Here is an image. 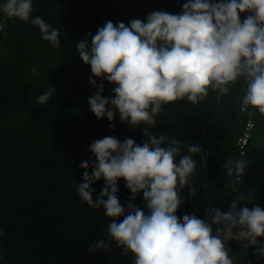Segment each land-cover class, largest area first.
Here are the masks:
<instances>
[{"label": "trees", "instance_id": "1", "mask_svg": "<svg viewBox=\"0 0 264 264\" xmlns=\"http://www.w3.org/2000/svg\"><path fill=\"white\" fill-rule=\"evenodd\" d=\"M185 2L33 0L32 17L40 16L60 29L59 47L43 40L30 22L7 21L0 32V264H133L134 258L123 255L108 239L110 218L104 210L83 203L76 189L85 171L79 165L95 162L89 151L94 140L115 136L139 144L147 137L140 127L121 123L118 113L113 129L106 117L98 120L90 111L87 101L96 88L89 83L90 66L81 61L75 45L88 33L95 35L107 21L127 25L132 19L145 20L153 11L179 14ZM103 84L102 95L111 96L114 85ZM50 86L54 95L38 105L37 97ZM244 87L241 79L227 95L210 89L207 98L195 105L186 98L162 105L157 126L149 130L203 149L193 157L195 195L189 197L187 186L181 190L178 217L195 214L206 219L208 207L229 209L237 196L231 187L236 177H228L225 168L230 157L247 162L237 190L250 199L238 206L264 209V114L243 106ZM242 138L246 143L240 149ZM185 153L182 147L181 155ZM87 170L90 174L91 166ZM92 187L95 200L103 179ZM118 188V198L126 206L131 193L123 179ZM133 203L144 209L142 193ZM101 239L110 251L90 253L89 247ZM228 247L238 264H264V258L253 254L254 248L245 251L237 241H229Z\"/></svg>", "mask_w": 264, "mask_h": 264}, {"label": "clouds", "instance_id": "2", "mask_svg": "<svg viewBox=\"0 0 264 264\" xmlns=\"http://www.w3.org/2000/svg\"><path fill=\"white\" fill-rule=\"evenodd\" d=\"M33 11V0H4L0 32L8 20L19 19L37 26L43 40L59 47L60 29L40 16L33 18ZM75 48L90 66L89 83L96 88L87 101L90 111L98 120L106 117L113 129L118 113L121 123L140 127L147 137L139 144L115 136L94 140L89 151L95 162L79 165L85 171L77 194L110 218L108 239L123 255H131L133 264H238L229 241H237L245 251L254 248L253 254L264 258V209L238 206L250 199L237 190L247 162L234 157L225 162L227 176L236 177L231 187L237 193L227 211L208 207L206 219L195 214L181 218L176 215L183 203L180 193L187 186L189 197L195 195L193 157L203 149L149 131L157 126L162 105L185 98L195 105L210 89L227 95L241 79L243 106L264 114V0H186L179 14L153 11L127 25L107 21ZM103 81L114 85L109 97L102 95ZM53 95L50 86L36 103L43 105ZM101 179L104 187L94 200L92 185ZM121 179L131 193L126 206L117 195ZM140 193L147 213L133 203ZM97 250L110 251V246L101 239L88 249Z\"/></svg>", "mask_w": 264, "mask_h": 264}, {"label": "built area", "instance_id": "3", "mask_svg": "<svg viewBox=\"0 0 264 264\" xmlns=\"http://www.w3.org/2000/svg\"><path fill=\"white\" fill-rule=\"evenodd\" d=\"M246 143V138H242L238 141V146L240 149H242V147L244 146V144Z\"/></svg>", "mask_w": 264, "mask_h": 264}]
</instances>
